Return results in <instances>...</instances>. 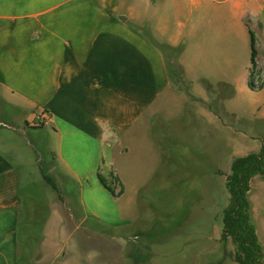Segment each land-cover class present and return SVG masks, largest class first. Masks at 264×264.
Listing matches in <instances>:
<instances>
[{
	"label": "crops",
	"instance_id": "obj_1",
	"mask_svg": "<svg viewBox=\"0 0 264 264\" xmlns=\"http://www.w3.org/2000/svg\"><path fill=\"white\" fill-rule=\"evenodd\" d=\"M144 18L169 45L182 44L181 65H236L245 31L264 63V0H0V264H42L57 245L34 243L49 236L29 225L20 254L25 197L33 215L41 209L33 193L23 195L24 184L37 183L43 205L61 213L44 194L42 171L75 188L71 231L97 232L122 224L99 173L116 177L120 195L126 166L136 175L129 166L145 159L163 172L181 156L183 137L169 138L179 129L153 125L169 84L161 56L135 24ZM37 109L43 125L34 123ZM262 252L264 263V243Z\"/></svg>",
	"mask_w": 264,
	"mask_h": 264
},
{
	"label": "rangeland",
	"instance_id": "obj_2",
	"mask_svg": "<svg viewBox=\"0 0 264 264\" xmlns=\"http://www.w3.org/2000/svg\"><path fill=\"white\" fill-rule=\"evenodd\" d=\"M143 8L139 1L141 13ZM135 24L142 25L145 39L161 56L169 84L159 101L160 117L154 118L153 125L179 129L180 133H171L169 138L179 142L183 137L186 144L181 156L171 158L163 172L145 159L143 164L129 166L136 175L127 166L123 168L119 176L124 191L120 195L109 192L107 201L110 209L120 211L122 224L95 227L97 232L71 231L77 193L70 182L66 189L63 178L57 182L58 189L44 182L48 202L60 203L59 215L55 208L43 205L37 183L27 185L29 189L24 184L23 195L33 193L41 209L33 215L25 197L19 223L20 254L25 253L31 225L35 233L44 231L49 236L37 235L34 243H57L42 254V264H241L234 258L240 253L237 242L232 235H223L224 210L231 199L226 178L236 157L258 153L264 147V63L260 57L255 59L252 78L255 83L263 81V86L252 89L247 85L252 67L248 32L239 36L236 65H181L180 54L175 55L166 37L155 30L154 20L144 18ZM167 65H178V80L170 79ZM149 75L150 71L143 77ZM42 112L37 109L35 115ZM26 140L33 138L27 135ZM117 166L118 161L113 169ZM133 176L140 179L134 181ZM249 183L248 221L262 247L264 173L255 174ZM45 210L49 211L46 219ZM105 241H111L109 246Z\"/></svg>",
	"mask_w": 264,
	"mask_h": 264
},
{
	"label": "trees",
	"instance_id": "obj_3",
	"mask_svg": "<svg viewBox=\"0 0 264 264\" xmlns=\"http://www.w3.org/2000/svg\"><path fill=\"white\" fill-rule=\"evenodd\" d=\"M251 45V62L252 67L248 73L247 85L255 89H261L263 81L255 83L252 78V68L255 63V38L252 31H249ZM183 46L179 44L172 46V50L176 54H180ZM178 65H167L170 79H179ZM231 172L227 175L226 183L231 192V199L228 206L224 210L223 228L224 236L226 233L232 235L237 242L240 253L235 254V260L241 264H264L262 247L258 244L254 228L249 223L250 201L247 193L250 189V179L255 174L264 173V147L258 153H249L247 155L236 157L231 163ZM44 180L51 187L58 189L55 181L42 171ZM112 177V176H111ZM98 179L101 185L113 195H117L114 191V183L116 177H112L111 181H107L100 173Z\"/></svg>",
	"mask_w": 264,
	"mask_h": 264
},
{
	"label": "built area",
	"instance_id": "obj_4",
	"mask_svg": "<svg viewBox=\"0 0 264 264\" xmlns=\"http://www.w3.org/2000/svg\"><path fill=\"white\" fill-rule=\"evenodd\" d=\"M34 123L38 125H43L46 123V116L44 113H41L40 115H36L34 118Z\"/></svg>",
	"mask_w": 264,
	"mask_h": 264
}]
</instances>
